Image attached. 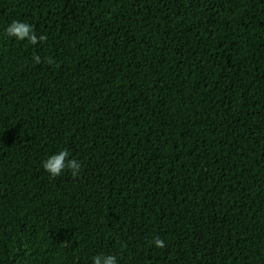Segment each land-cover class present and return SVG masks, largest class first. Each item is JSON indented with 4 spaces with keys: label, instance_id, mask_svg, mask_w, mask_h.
Here are the masks:
<instances>
[{
    "label": "trees",
    "instance_id": "obj_1",
    "mask_svg": "<svg viewBox=\"0 0 264 264\" xmlns=\"http://www.w3.org/2000/svg\"><path fill=\"white\" fill-rule=\"evenodd\" d=\"M99 254L264 264V0H0V264Z\"/></svg>",
    "mask_w": 264,
    "mask_h": 264
},
{
    "label": "clouds",
    "instance_id": "obj_2",
    "mask_svg": "<svg viewBox=\"0 0 264 264\" xmlns=\"http://www.w3.org/2000/svg\"><path fill=\"white\" fill-rule=\"evenodd\" d=\"M5 33L9 38L17 41H27L31 45H36L46 40L43 35L37 36L32 25L22 21H12L5 29ZM34 62L40 63L41 58L39 56L34 57ZM51 62L49 59L48 63ZM42 167L52 178H55L64 172H70L75 177L80 173L82 165L77 159L71 158L69 151L64 149L50 155L43 162ZM154 244L157 248L165 246L164 241L159 238L155 239ZM92 264H118V258L112 254H99L92 257Z\"/></svg>",
    "mask_w": 264,
    "mask_h": 264
}]
</instances>
